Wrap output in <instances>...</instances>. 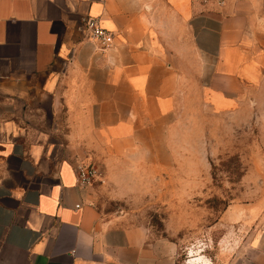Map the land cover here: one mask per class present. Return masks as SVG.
I'll list each match as a JSON object with an SVG mask.
<instances>
[{"label":"crops","instance_id":"obj_1","mask_svg":"<svg viewBox=\"0 0 264 264\" xmlns=\"http://www.w3.org/2000/svg\"><path fill=\"white\" fill-rule=\"evenodd\" d=\"M263 95L264 0H0V264H178L176 244L103 216L78 164L192 187L175 170L187 105L240 115Z\"/></svg>","mask_w":264,"mask_h":264},{"label":"rangeland","instance_id":"obj_2","mask_svg":"<svg viewBox=\"0 0 264 264\" xmlns=\"http://www.w3.org/2000/svg\"><path fill=\"white\" fill-rule=\"evenodd\" d=\"M185 113L176 150L189 156L177 159L175 170L181 180L188 169L192 187L163 188L151 174L140 189L141 175L110 176L96 159L78 164L85 165L92 200L103 216L146 226L176 244L178 264H258L264 258V95L251 113L217 115L195 100Z\"/></svg>","mask_w":264,"mask_h":264},{"label":"built area","instance_id":"obj_3","mask_svg":"<svg viewBox=\"0 0 264 264\" xmlns=\"http://www.w3.org/2000/svg\"><path fill=\"white\" fill-rule=\"evenodd\" d=\"M191 2L207 9H223L227 4V0H191ZM87 29L90 31L91 38L97 43L100 49L105 50L113 44L114 34L102 28L97 20H89L87 22ZM84 166H78L79 177L82 185H89L90 178L85 176L86 169ZM93 176L94 173H92Z\"/></svg>","mask_w":264,"mask_h":264},{"label":"bare ground","instance_id":"obj_4","mask_svg":"<svg viewBox=\"0 0 264 264\" xmlns=\"http://www.w3.org/2000/svg\"><path fill=\"white\" fill-rule=\"evenodd\" d=\"M204 264H211V262L210 261H207V263H204Z\"/></svg>","mask_w":264,"mask_h":264}]
</instances>
